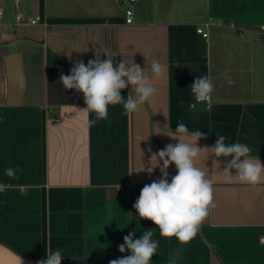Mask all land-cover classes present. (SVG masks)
Instances as JSON below:
<instances>
[{"label": "crops", "instance_id": "0c3cea01", "mask_svg": "<svg viewBox=\"0 0 264 264\" xmlns=\"http://www.w3.org/2000/svg\"><path fill=\"white\" fill-rule=\"evenodd\" d=\"M125 8V0H0V183L8 185L0 192V264H37L57 250L61 264H109L130 255L119 251L124 236L134 232L135 240L146 230L159 241L152 264L172 257L264 264V191L216 172L213 161L223 171L231 156L201 154L197 166L213 179L215 207L188 244L161 237L133 207L141 189L161 178L159 167L151 175L147 168L153 153L178 142L162 133L178 123L207 136L201 148L223 135L264 163V0H139L132 24ZM17 15L26 23L14 25ZM36 16L47 26L28 23ZM58 18L105 22H52ZM208 21L206 41L196 27ZM105 51L114 66L123 59L142 69L153 59L165 66L153 79L155 97L139 111L124 115L122 105H109L96 119L83 110V94L60 83L76 62L106 59ZM203 76L214 84L209 102L191 91ZM131 89L122 90L125 99ZM6 168L22 171L8 177ZM167 171L171 182L177 169Z\"/></svg>", "mask_w": 264, "mask_h": 264}, {"label": "clouds", "instance_id": "9594fccd", "mask_svg": "<svg viewBox=\"0 0 264 264\" xmlns=\"http://www.w3.org/2000/svg\"><path fill=\"white\" fill-rule=\"evenodd\" d=\"M103 54L106 59L101 60L96 55L87 65L82 60L78 61L69 75L60 77V83L65 89H75L83 94L86 105L83 110L94 112L96 119H104L108 115L109 105H122L123 114L127 115L139 111L155 97L157 90L153 86V79L162 77L165 72V66L159 60L153 59L151 64L146 63L147 67L142 69L133 60L126 63L124 59L114 66L115 55L108 51ZM227 83H233L230 77ZM129 85L132 86L131 92L134 95L125 99L121 92ZM213 90L214 84L208 76L196 77L191 84V91L197 102L210 101ZM194 107V104L189 106L190 110ZM159 133L161 132H156ZM162 133L178 142L175 145L168 144L164 149L153 153L151 167L147 168V172L151 175L159 167L161 178L146 184L133 205L138 213L137 218L152 221L158 227L161 237H174L179 244H188L196 237L203 221L215 207L213 179L208 178L206 170L197 166L202 153L206 157L209 154L217 158L231 156L232 159L226 163L223 171H218L219 161H213L216 172L230 183L264 191V163L259 157L250 156L251 149L248 145L240 142L226 145L225 136L218 135L214 145L201 148L198 141L207 139V136L200 130L190 131L184 123H178L175 131ZM172 164L175 165L177 174L169 182L167 169ZM233 169L235 174L232 173ZM144 170L145 167L139 171ZM18 171L22 169L6 168L5 175L13 177ZM7 187V184L0 183V192H4ZM134 235V232H130L123 237L124 243L119 245L121 253L128 250L130 255L110 260L109 264H152V257L159 249V241L154 238L155 230H146L135 240ZM46 256V260L38 261L37 264H61L64 259L59 250L54 253L46 252ZM168 264H176L175 257L170 258Z\"/></svg>", "mask_w": 264, "mask_h": 264}, {"label": "built area", "instance_id": "2783aa9c", "mask_svg": "<svg viewBox=\"0 0 264 264\" xmlns=\"http://www.w3.org/2000/svg\"><path fill=\"white\" fill-rule=\"evenodd\" d=\"M139 0H125L126 8H125V22L127 24H132L134 22V9L133 5L137 3ZM3 12L0 11V17L2 16ZM43 23V25L47 26V21L43 20L41 16H36L35 18H31L28 20L29 24H38V23ZM26 21L21 15H17L14 25H21L25 24ZM212 25V21L204 22L202 24H199L196 27V32L199 34L204 40L208 41L209 40V27ZM261 31H263L262 37L264 38V27H261ZM209 102V101H208Z\"/></svg>", "mask_w": 264, "mask_h": 264}, {"label": "trees", "instance_id": "16d2710c", "mask_svg": "<svg viewBox=\"0 0 264 264\" xmlns=\"http://www.w3.org/2000/svg\"><path fill=\"white\" fill-rule=\"evenodd\" d=\"M53 23H102L105 19L102 18H58L52 19Z\"/></svg>", "mask_w": 264, "mask_h": 264}]
</instances>
